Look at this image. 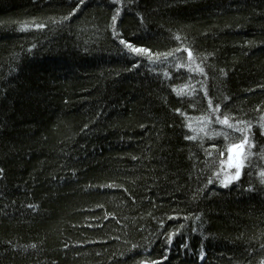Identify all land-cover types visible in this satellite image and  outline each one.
<instances>
[{
  "label": "trees",
  "instance_id": "trees-1",
  "mask_svg": "<svg viewBox=\"0 0 264 264\" xmlns=\"http://www.w3.org/2000/svg\"><path fill=\"white\" fill-rule=\"evenodd\" d=\"M262 117L264 0H0V264H264Z\"/></svg>",
  "mask_w": 264,
  "mask_h": 264
},
{
  "label": "snow or ice",
  "instance_id": "snow-or-ice-1",
  "mask_svg": "<svg viewBox=\"0 0 264 264\" xmlns=\"http://www.w3.org/2000/svg\"><path fill=\"white\" fill-rule=\"evenodd\" d=\"M84 0H79V3H83ZM117 14H119V9L117 8ZM113 21L116 20V16L114 15L112 17ZM37 27H43V25H37ZM121 44L125 45V47L128 49V52L126 54L133 55L137 57L147 56L148 59H151L152 53L151 50L143 47V46H136L128 41L121 40ZM187 52V56L189 59L192 58L193 53L190 49H185ZM201 72H203V69H200ZM208 107L211 110L213 114H215V122L227 126V128L232 129L235 132H239L240 139L238 143H232L228 145V158L226 161L222 160L221 164L226 165L230 169H235V177H238L240 174V169L243 167L244 160L247 159V150L253 147V143L249 140L248 132L251 130V122L248 121H234L230 122L232 119L227 113H220L219 111V104L215 105L213 107L212 100L209 98L208 101ZM175 111L180 112V109H176ZM208 120H211L212 117H207ZM262 120H264V117H262ZM239 125H244V127H240ZM261 127H264V124H261ZM222 133L216 132L212 133V135H221ZM187 139H194V137L188 136ZM223 153H221V156ZM3 170L0 169V172ZM262 176H264V173H262ZM234 177V178H235ZM226 186V185H225ZM155 264V262H153Z\"/></svg>",
  "mask_w": 264,
  "mask_h": 264
}]
</instances>
